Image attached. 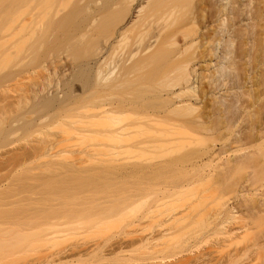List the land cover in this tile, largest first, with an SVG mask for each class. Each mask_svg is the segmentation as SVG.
<instances>
[{
  "label": "bare ground",
  "instance_id": "6f19581e",
  "mask_svg": "<svg viewBox=\"0 0 264 264\" xmlns=\"http://www.w3.org/2000/svg\"><path fill=\"white\" fill-rule=\"evenodd\" d=\"M3 12L12 21L7 23L9 27L1 25L0 35L3 30L15 32L7 33L13 34L8 44L1 43L2 48L9 46L6 64L11 63L9 59L13 61L15 49L17 54L22 48V55L18 52L14 56V60L19 56L16 63L21 65L20 73L32 75L41 71L39 76L43 79L35 81L29 76L34 82L25 86L23 92H16L19 96H14L12 89L11 98L10 94L6 95L10 99L4 97L8 103L15 97L11 105L7 103L13 113L18 109L16 105L24 108L22 117L8 121V133L22 131L27 140L37 137L27 141L33 144L20 148L24 152L22 156L18 152L16 157H24L26 162L29 158L46 160L48 166L53 160L70 159L67 163L62 160L54 162L55 166L51 164L55 170L59 167L56 171L46 167L55 173L62 169L61 174L63 168L64 174L86 170L83 166L96 158L102 163L117 162V170L123 169L137 179L134 191L121 200L115 214L107 211L116 208L109 205L107 214L94 217L62 213L68 216L59 217L63 219L59 224L52 223L59 214L52 211L57 215L49 214L52 222L45 217L50 220L44 223L46 226L40 229L34 224L36 220L33 223L39 229L33 228L35 232L41 233L39 239L44 235V242L53 243L82 234L91 225L107 224L106 220L121 217L124 213H119L124 211L135 216L129 224L132 229L128 241L123 239L110 247L96 244L46 253L39 264H72L70 259L76 253L82 256L97 252L101 259H108L124 255L129 246L137 243L152 249L154 242L176 236L172 239L175 240L183 228H193L195 223L206 226V219L211 220L210 213L207 218L202 217V189L215 185V197L220 200L224 197L222 192L234 187L233 179L241 171L247 174L250 169L248 175L260 176L250 167L258 156L264 155V121L260 120L264 117L259 115L264 109V81L260 80H264V0H0V14ZM19 27L24 42L18 49L13 39L17 31L10 29ZM9 72L10 78L18 76L16 69ZM252 79H259L256 86L262 87L255 91L258 94L254 100L249 84ZM250 100L259 105L257 110L254 106L255 112L249 110L253 107ZM252 112L260 119H249L248 127L244 121ZM242 123L248 128L234 140L239 145V155L222 159L227 150L225 145L221 146L223 150L216 148L215 141ZM112 162L109 166L113 167ZM258 166L264 171L262 165ZM223 202L227 201L220 200L218 206L226 204ZM252 203L255 207L258 202ZM262 203L264 200L258 204ZM227 210L224 223H238L239 216ZM254 210H261L256 214L263 212ZM145 220L159 228L155 231L153 223L149 222L150 226ZM144 221L151 232L147 226L144 229ZM224 223L221 226H228ZM219 225L216 233L222 230L221 234L229 240L239 230L237 226H222L225 230L219 231ZM34 230L29 235L24 231L26 241H36ZM6 231L0 237L5 234L13 238L7 240L10 243L20 241L15 239L19 232L13 236L11 230ZM133 234H138V238ZM3 242L0 251H8L9 243ZM238 255L232 256L236 262L246 257V253Z\"/></svg>",
  "mask_w": 264,
  "mask_h": 264
},
{
  "label": "rangeland",
  "instance_id": "374dc122",
  "mask_svg": "<svg viewBox=\"0 0 264 264\" xmlns=\"http://www.w3.org/2000/svg\"><path fill=\"white\" fill-rule=\"evenodd\" d=\"M18 11H20L21 13V9ZM7 15L8 14H6V12L0 14V28L6 26L8 22L12 21L10 20L11 18L8 19L10 17L9 15H8L9 17L7 18ZM20 18H16V19H20ZM6 20H10V21H6ZM7 26L9 27V25ZM18 26L20 25L18 24ZM20 27H22V25ZM20 27L18 29L16 28L17 30L10 29L13 31L14 30L17 31L13 39L17 41L18 49L21 46L20 44L21 43L23 44L24 42L22 38L23 31ZM4 31L5 30H3V33H1L0 35L1 37L3 36V38L0 37L1 39L0 44L2 43L3 45L4 44L6 45L9 42L8 41L9 37L13 34L7 36L11 31L8 32L6 31L5 33ZM11 33H15V32H11ZM2 44L0 45V230H1L0 233L1 232L5 233L6 230L8 231L11 230V235L14 236L15 233L19 232V237L15 238L16 237L15 235L14 238L17 240L19 238L20 241L18 242L16 240L17 241L16 243H10V241L7 240L11 239L12 241L13 238L3 234L5 235L4 237H6V239L4 238L5 242H3L4 241L3 235H1L2 237H0V242L2 241L4 244L8 242L10 245V249L11 247L12 249L10 250L8 248L7 251V248L4 247L6 249L4 251H0L1 252L0 257L1 258L4 257L3 260L0 262V264H39V262L44 257L43 255H45L46 253L55 254L66 250L73 251L72 249H74L75 247L84 248L96 244H101L102 246L103 244L104 245L107 244L106 247H108L110 244L117 245L118 242L119 241L121 242V240L123 239L124 240L127 239L126 241H128L131 237H129L128 239L127 235H130L128 233L132 229V228L130 229L131 226L129 227V224L131 221L133 222L135 216L133 214L126 213L124 211L119 213V214L124 213L123 216L121 215V217H117L114 220L112 219L106 220L107 224H102L100 227H94L93 225H91V227L86 229V232L82 234H78L74 237L73 236L72 237L70 236L68 238L66 237L58 241H55L53 243L44 242V237H45L44 235L40 236V239L43 237V240L39 239V235L41 233L39 232L40 233L39 234L38 232H35V230L38 228L36 227L35 229L34 226L38 225V227L41 229V227H43L45 224H48L50 220L52 222V218H50V216L52 215L51 217H55V215H57V214L54 215L55 212H58L59 214L55 217L56 219H53L54 221L52 223H54L55 221H59V224L61 220L63 221V219L59 218L62 217V215H64L62 213H69L72 216L79 215L85 217H90V216L94 217L95 215L107 214L108 212L112 214L117 213L119 210V204L121 200L126 195L132 192V190L134 189L133 185L135 186V184L137 183V179L135 176L133 177L134 175L133 173H132L133 175H131L130 173V175L132 176L131 177L129 176V174L128 175L126 174L128 173L127 171L125 172L123 171V169L122 171L120 169L117 170L118 169V166L116 165L117 162H115L114 164L112 161L110 162L114 164L113 165V167L115 166L114 168H116L117 166L116 169H113L112 164L110 165L112 168H110L109 166L110 162L108 163L105 162L104 160V163H102L103 161L102 162L99 160L97 161L96 158H94V161L87 162L89 167L83 166L85 168L87 167L86 170L80 171L78 169L79 171H77L76 169V173L74 171H73L74 173H72L71 172L72 170H70V173L64 174L63 172L64 168H63L62 171L63 174H61L60 171L62 169H59V171L55 173V171L58 170L59 168L58 167L55 170L54 167L55 165H57V163H55L54 165V162H56L57 160H53L54 161L53 163L49 162L50 163L49 166H51V164L54 165L53 167L52 166L51 167L54 168L55 171L52 169L48 171L47 168L50 169V167L48 166V161L46 162V160L43 159L47 163V165H45V162L40 159L41 162H44L41 163L38 158L37 159L39 162L36 160V158L35 159L29 158L31 162H28L30 161L29 159L26 162L24 157H20L22 156L21 153L24 152V149L22 151L20 148H25V146L30 147L28 145L29 144L31 145V143L33 144V141L35 140L34 138L37 137L32 136V138L30 137V139L31 140L34 139V140L32 142H27L30 139L27 140L26 139L27 136L23 134L24 132L22 131H17V133L15 132L11 133L12 135L8 133L7 131L9 128L8 121L10 122L11 118H17L18 116L22 117V114L20 113H23L22 110L24 108L22 109L20 108L19 105H18L19 107L16 105L15 108L18 109L16 111L14 109V113H13V111L9 110L10 108H12V106H10V108L7 106L8 101L6 102L5 98H9V96L11 98L12 92L13 95L15 94L16 96L20 92H23L22 90L26 88L25 86L30 85L31 83L34 82V81L31 82V80L33 79L35 80L39 78V81H41L43 79L42 76H39L41 71L38 72V74L35 73L36 75L34 73H31L32 75H30V73L26 74L25 72L24 74H22L23 72L20 73L21 71H19V69H21L20 68L21 65L18 64L19 63L18 61L20 60H18L17 61L18 63H16V59L17 58L19 59V56L22 55L21 52L22 48L20 49V52L18 50L20 55L15 60H14L15 58L14 56L18 55V52L16 54V49L15 51L13 49H10L11 51L13 50L15 54L13 53L14 55L13 54L11 55L13 61L11 59L9 60L11 61V63L15 62L14 63L15 65L13 66L12 65L13 63L11 64L10 62H9L10 64L8 63L7 65L5 60L10 55L9 54L10 51L8 50L9 46L8 48L6 47L7 49L4 47L5 45L3 46L4 48H2ZM16 64H18V66H16ZM254 64L255 63H253L252 65ZM12 69H16V71L19 73V74L17 73L18 76L16 75L17 77L15 78L14 77L10 78L9 74H7L10 73L9 71H12ZM7 75L9 76V78ZM29 76L34 78L30 79ZM52 80H55L54 76ZM258 80L259 79H252V81L250 80L249 82V84L252 85V87L251 85L250 87L253 88L252 92L254 94L252 93L253 98H251L253 100L256 99V96L254 95L258 94L255 93V91L256 92L257 90L259 91L258 88L262 89L261 86L257 87L259 85V82H261L260 80L264 81L263 79H260L259 81ZM256 82L258 84L257 86H256ZM12 89L15 91H13ZM16 92L19 93L17 94ZM8 94L10 95L6 97V95ZM262 98H263L262 100H264L263 96ZM12 99H15V97H12ZM12 99L11 101L13 102L14 100ZM253 100L250 101L252 102ZM10 102L8 103V105H11L12 102L11 103ZM253 103L254 101L251 103V106L253 105V107L249 108V110L251 109V111L255 112V110H257V108L259 107V105ZM255 105L257 107L254 110ZM262 109L263 108H261V110ZM263 110L262 112H260V114L257 113L262 118L264 117ZM253 112L250 113L251 116H247V119L244 121L248 127L250 124L249 121H251L249 119L253 118L252 122H254L255 120L258 121L260 119V118L258 119V117L260 116L256 115ZM260 120L264 121V119H260ZM246 121H248V123ZM240 126H238L240 128H237L235 131L232 132L230 131L231 133L227 131L229 134L225 132L224 135L218 137V139L215 141L217 143V144L215 143V145H217L216 148L225 145L226 148L225 150H227V151L224 150L225 153L221 155V157L223 156L222 159L223 158L233 159V157L235 159L236 158L235 154L236 156L239 155L238 154L239 150L237 151V148L239 149V145L234 140L237 137H239V134L242 135L244 134V131L246 132L247 129L245 130L244 128H248L247 126H244V124L243 126L242 125ZM27 147L26 150L29 149ZM221 148L223 150L224 147ZM18 152L20 154V156L19 155L18 156L22 160L16 157V154H18ZM258 157H257L258 160H256L257 162H253V165L250 168H252V170L255 168V170L258 173L260 172V176L257 173L252 174L253 171H249L252 172L251 173L252 175L256 174L258 175V177L255 176L254 178L253 177L251 178L252 175L249 174L251 179L249 178L248 180L247 178L249 177L248 170L250 169L246 170L247 174L245 171L244 172L241 171L238 174L236 172L237 174L235 175L236 179L234 177L233 179L234 181L232 180L234 182L233 183L234 187L230 190L228 189L229 191H227V193L225 191L222 192V194H224V197L222 195L223 199L221 198L220 200L227 201V202H223L226 204L220 203L221 206L223 205L222 207L218 206L220 200L219 198H217V196L215 197V194L217 193V191L214 190L216 189L214 188L216 187L215 185H213L214 187H211V189H206V191H204L200 187V189H202V191L205 193V194L202 193L203 195H205L203 196L204 199L202 198L203 201H205V203H203V201L202 203H200L201 202L200 201L199 202L201 204L200 208L204 207L203 209L207 211L205 212L201 209V211L205 212V214L201 212L203 215L202 217L207 218L208 216L207 214L210 213V215L212 216L209 219L213 220V222H211V220H207L208 218L206 219L207 222L209 221L211 223L210 224L208 222L210 225L206 223V226H204L205 224L201 226V224L198 225L197 223L195 224L191 223L192 224L191 226L194 225L193 228H186V229L183 228L181 232L176 231L179 234L177 239H180L182 237L179 241L176 238L175 240H172L174 237H176L174 236L173 238L172 237L170 238L171 240L168 239L164 242L159 241V243H156L157 245L154 242L155 245L154 247L152 245L151 246L149 245V247H153L152 249L149 248L146 249L143 247V246L147 247L146 245L139 246L140 244L138 245L137 243V245L134 244L132 246H129L128 247L129 251L126 252L124 255L122 254L118 256H113L112 258L110 257L111 259L108 258L110 260L101 259V254L94 252V254L84 253L82 254V256H80V254L77 253L73 254V257H71L70 262L72 264H152V263L155 264H264V210H263L264 204L263 203L258 204L263 202L264 200V176L261 174V173L264 174V171L263 169H261L260 166H258L259 163V165H262L264 167V155L260 156V158ZM16 158H18V160H16ZM32 159L34 160L32 161ZM60 159H58L57 161L58 163L59 161L62 162V160H64V159L62 160ZM19 160H21L22 162H20ZM23 161H25L26 163H23ZM64 161L65 163H67L70 161V159L68 161L66 160ZM254 163L255 164L257 163L256 166L258 167L254 166ZM123 172H125L126 175ZM134 178L136 179V181ZM244 198H248V199L251 198L253 200L256 199V201H252V200L249 201L248 199H244ZM246 200L248 201V203H246L247 202ZM251 201L258 203L255 205V207H253L254 205L253 206L251 205L254 203H252ZM108 205L109 207L115 206L116 208L115 209L112 208L110 209L111 211H109L107 210ZM229 208L231 209L230 212L239 216L238 221L236 220L238 223L236 222L235 223L231 222L228 224L224 223L223 217L227 215L226 210L227 209L230 210ZM254 208L256 210L262 209L263 212L261 214H256L261 212V210L260 211L258 210L259 211L258 212L255 211ZM53 209H57L59 211ZM52 211L55 212L51 214ZM204 215H206V217ZM47 216L49 217L48 219H50L49 221L48 219L45 218ZM57 217L59 219H57ZM20 219L21 221L23 220L21 223H20ZM32 219L34 220L32 221ZM35 220L38 224L35 222ZM145 221H144L145 224L146 222L147 223L152 222V221L149 222L148 221L145 222ZM221 222H223L225 225H228V226L222 225L224 228L226 227V229L227 227L231 228L230 226L238 227L237 229L239 230H236L237 232L235 233V236H233L234 239L232 238L231 240H229L222 235L223 233L221 229L224 228H222L221 224L223 223ZM25 223L27 224L25 225ZM33 223L36 225H34ZM52 223L50 224L54 226L55 224ZM152 223H149V225ZM219 223L221 224L219 225ZM32 224L33 227L31 226ZM14 225H18L19 227ZM196 225H198L199 227L198 226L196 227ZM217 225L220 226L218 227L219 228L218 230L219 231L221 230L220 233H216ZM52 226L50 228H52ZM145 226H147V224L144 225V227ZM30 227L32 228V230L35 229L33 233H37V235L39 234L38 238L35 234V238H37L38 241L37 239L36 241L35 239L33 241V238L32 240L28 239L30 242L24 239L25 236L23 237V233L24 231H26L27 234L29 235L30 233L28 232L32 231V230L29 231ZM49 227H47L46 229H48ZM154 227H155V231L156 229L159 228L156 225H154ZM4 228H6V230ZM150 228L151 227H149L148 229L150 230ZM22 229L23 231H21ZM144 229H146V227ZM179 229L180 228L178 227L177 230ZM213 229H215L214 230L215 232L213 231ZM42 232L47 233L48 231L42 230ZM149 232H151V230ZM145 233H147V231ZM27 234L25 233V235ZM137 235L138 234L136 235L133 234V236L138 238L139 235L138 236ZM7 237H9V239ZM21 237L22 239H20ZM15 239L13 242H15ZM40 241L41 243H37V244L32 243V242H40ZM9 245L6 244V246L8 247ZM1 246L0 248H2L4 245L2 247ZM244 253H246V257H243L242 260L236 262L234 261V259H232V256L235 255L237 256L238 254H244ZM5 255H7V257H5Z\"/></svg>",
  "mask_w": 264,
  "mask_h": 264
}]
</instances>
